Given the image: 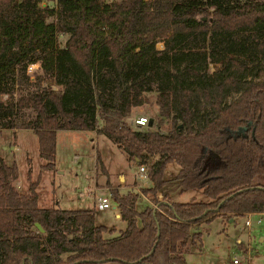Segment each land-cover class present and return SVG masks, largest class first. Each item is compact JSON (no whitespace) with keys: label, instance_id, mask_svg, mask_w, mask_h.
Instances as JSON below:
<instances>
[{"label":"trees","instance_id":"1","mask_svg":"<svg viewBox=\"0 0 264 264\" xmlns=\"http://www.w3.org/2000/svg\"><path fill=\"white\" fill-rule=\"evenodd\" d=\"M143 107L150 123L135 127ZM7 130L30 131L54 169L57 131L96 130L148 168L143 192L159 208L113 190L127 227L106 238L94 211L20 192L18 163L0 156V264H187L203 243L194 226L264 213V0H0L1 139ZM171 162L207 201L162 191Z\"/></svg>","mask_w":264,"mask_h":264},{"label":"rangeland","instance_id":"2","mask_svg":"<svg viewBox=\"0 0 264 264\" xmlns=\"http://www.w3.org/2000/svg\"><path fill=\"white\" fill-rule=\"evenodd\" d=\"M65 41L66 36L61 35L60 44L63 45ZM157 47L162 49L164 44L158 43ZM211 68L214 69L213 64ZM41 73L39 65H35L33 71L29 72L32 75ZM49 84L54 89H58L57 85L51 83L50 80H42V85L49 86ZM237 97V95H232L228 101L235 100ZM138 112V116L150 117L152 114L148 107L140 108ZM25 134L26 132L19 133L16 139L27 145ZM4 140L0 136V142ZM5 143H9V140L6 139ZM76 155L79 158L76 159ZM98 155L107 166L109 175L102 172L101 160ZM56 169L58 170L55 185L56 196L60 201V206L65 209H95L93 203L95 196L90 194L91 189L98 186L97 182L99 184L106 182L109 179L108 176L114 184H119L121 177H126L127 182H134L140 176L139 166L130 160L123 150L119 149L107 136L103 134L97 136L94 132H61L57 141ZM179 170L180 167L176 162L168 164L164 175L167 182L162 191L169 193L170 197L178 202L207 201L208 197L202 191L182 188L178 179ZM22 176L24 191L28 190V181L31 178L39 187L37 192L39 203L44 205V199L49 197L51 191L50 171L41 170L38 167L31 169L22 167ZM146 181L151 183L150 179ZM95 189H97L96 196L108 198V206L101 211L98 209V201L95 209L96 221L113 229L105 234L106 238L116 237L126 229L127 222L115 217L116 211L112 208L114 205L112 196L108 197L104 190ZM27 192L30 194V190ZM93 193L95 192L93 191ZM146 204L140 198L138 209L144 210L147 207ZM248 218V216L238 217L235 222H230L218 216L211 221L194 226L193 232H202L203 247L199 244L190 245L189 251L185 253L187 264H235L236 258L240 260L237 264H264V241H260V239L264 240V215L251 216L252 226L250 228L246 225ZM259 219H262L261 223H259ZM242 245L245 247L250 245L251 253H246Z\"/></svg>","mask_w":264,"mask_h":264},{"label":"crops","instance_id":"3","mask_svg":"<svg viewBox=\"0 0 264 264\" xmlns=\"http://www.w3.org/2000/svg\"><path fill=\"white\" fill-rule=\"evenodd\" d=\"M13 132L14 131H8V130L5 131V133H6L5 140L6 139L9 140L10 145H11V143L13 145L12 146H8L9 143L6 144L5 143V140L3 142H0V156L3 157V158H5V160L9 164L13 163L14 161H16L18 163V166H19V169H20V178H19L18 186L20 188V192H22L23 194H25L27 197H33L27 191L28 190H30V191L33 190V192H36L37 193L38 190H39L38 185H36L33 182V180H31V178H30L29 181H28V190L27 191H24V182H23V176H22V167H25L27 169H31V168L38 167L41 170H49L50 171V175H51V191H50V195H49V197H46L44 199V205H41L39 203V201H38V203H39L40 207H44V208H48V207L52 206L55 202H58L60 204V201L57 199V196H56V186H55L56 185V177H57L58 170H56V169H54L52 167H49V166H44L43 162L40 160V157L38 155L37 139L35 138V136L30 131H27V130H16L15 131L17 137H18V134L19 133L26 132V134L24 135V138L27 141V145H24V144L18 142V140L15 139V137L13 136V134H12ZM61 132H67V133L94 132L97 136L99 135V133H97L96 130H89V131L88 130H59V131H57V137H58V139L60 137V133ZM7 135H8V137H7ZM26 158H30L31 159V163H28L27 160H26ZM77 158H79V157L76 155V159ZM98 158L101 160V166H102V169H103L102 172L105 175H109L108 168L105 165V163L103 162L101 156L98 155ZM97 171H98V169H97ZM108 178L109 179L106 182H103L102 184H99L97 182V185L98 186H95V187H93L91 189L90 194L93 197L95 196V200L93 202L95 209H96L97 204H98V201H99L98 200V197L99 196H96V191H95L96 189L95 188L104 190V192L108 195V197H109V195L112 196L111 198H112V201L114 203V205H113L112 208L116 211L115 212V217L118 218V219H122V218H121V214H120V209L118 208L117 201L114 198L113 193H112L113 190H117V191H119L123 195L127 194L130 191H134V192L138 193L140 195V198L143 199L147 203L146 206H152V204L154 203L151 200V198L148 195L144 194V192H143V189L144 188L152 187L153 184L152 183H148V182H143V180L141 179L140 176L134 182H127V178L126 177H121V180H120V183L119 184L112 183V181H110V177L109 176H108ZM93 191L95 193H93ZM162 196H163L162 194H159V197L160 198H162ZM95 209H90L89 208L87 210H92L95 213ZM98 209L100 211L102 210V209L99 208V206H98ZM73 210H76V209H73ZM248 214L249 213L242 214V215H239V216H235V217H233L231 219H227V218H225V219H227L230 222H235L238 217H247V216L249 217ZM254 215L263 216L264 213H252L251 214V216H254ZM95 216H96V213H95ZM97 224L98 225H104V224H99V223H97ZM104 226H107V225H104ZM110 230L113 231V229H110ZM114 230H115V228H114ZM260 241H264V240L263 239H260ZM240 248H241V246H240ZM250 248H251L250 245H248L247 247L243 246V249H244V251L246 253H251ZM110 263H112V262H110Z\"/></svg>","mask_w":264,"mask_h":264},{"label":"built area","instance_id":"4","mask_svg":"<svg viewBox=\"0 0 264 264\" xmlns=\"http://www.w3.org/2000/svg\"><path fill=\"white\" fill-rule=\"evenodd\" d=\"M33 68H34V65L30 66L29 69H28V72H32ZM131 123L135 127H145V126H147L150 123V118L148 116H145V115H139V116L133 118L131 120ZM139 172H140V177L143 180V182H147L146 180L150 179L149 178L148 168L145 165H142L139 168ZM98 200H99V205L98 206H99L100 209H105L108 206V198L107 197L99 196ZM152 206L155 207V208H159L155 203H153ZM251 214L252 213L248 214L249 218L246 220V225L249 228L252 226V221H251V218H250ZM261 222H262V219H259V223H261ZM239 261L240 260L238 258H236L234 260V263L237 264V263H239Z\"/></svg>","mask_w":264,"mask_h":264},{"label":"water","instance_id":"5","mask_svg":"<svg viewBox=\"0 0 264 264\" xmlns=\"http://www.w3.org/2000/svg\"><path fill=\"white\" fill-rule=\"evenodd\" d=\"M36 226L41 232L45 231L44 228L42 227V225L39 222L36 223Z\"/></svg>","mask_w":264,"mask_h":264}]
</instances>
